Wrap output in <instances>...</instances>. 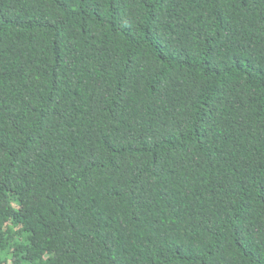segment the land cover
Returning <instances> with one entry per match:
<instances>
[{"label":"trees","instance_id":"16d2710c","mask_svg":"<svg viewBox=\"0 0 264 264\" xmlns=\"http://www.w3.org/2000/svg\"><path fill=\"white\" fill-rule=\"evenodd\" d=\"M0 264H264V0H0Z\"/></svg>","mask_w":264,"mask_h":264}]
</instances>
